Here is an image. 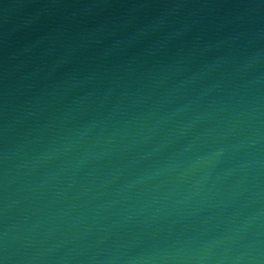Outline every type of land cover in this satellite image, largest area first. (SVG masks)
Instances as JSON below:
<instances>
[{
    "label": "water",
    "instance_id": "obj_1",
    "mask_svg": "<svg viewBox=\"0 0 264 264\" xmlns=\"http://www.w3.org/2000/svg\"><path fill=\"white\" fill-rule=\"evenodd\" d=\"M0 264H264V0H0Z\"/></svg>",
    "mask_w": 264,
    "mask_h": 264
}]
</instances>
